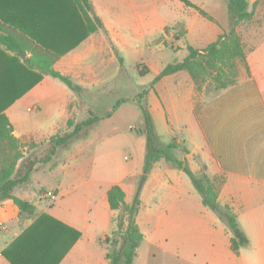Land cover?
<instances>
[{"label": "crops", "instance_id": "obj_1", "mask_svg": "<svg viewBox=\"0 0 264 264\" xmlns=\"http://www.w3.org/2000/svg\"><path fill=\"white\" fill-rule=\"evenodd\" d=\"M246 1L251 11L259 0ZM89 2V15L103 27L91 34L72 0H0V28H11L35 43L57 44L60 50L75 44L59 56L53 69L82 88L76 95L57 87L47 75L29 87L22 67L16 64L7 73L2 66L3 57L17 56L0 46V98L7 102H0L5 106L1 113L23 144L22 151L65 132L69 119L77 123L89 112H102L99 117L111 112L86 137L58 152L52 169L32 173L57 172L47 187L36 190L31 174L28 184L14 189L15 197L33 205L31 217L20 215L10 200L0 202V264H12L3 251L17 264H108L103 240L113 230L115 213L109 209L107 192L119 186L124 201L131 203L145 155L143 124L135 136L127 132L133 130L129 124L137 116L135 110L123 102L112 111L107 102L125 82L126 58L134 60L135 73L152 76L139 87L148 90L147 104L160 143L175 140L179 148L174 156L193 174H206L218 203L229 208L248 240L247 247L232 252L226 223L202 205L185 170L161 160L153 165L139 195L136 222L143 240L132 264H147L148 259L138 262L143 242L147 253L151 248L164 254V264H264V1L257 3L250 21L235 27L247 70L240 67L234 85L211 93L196 91L184 71L150 84L166 65L186 57L187 46L201 51L228 32L226 0L216 5L190 0L194 8L178 0ZM169 57L174 59L168 61ZM23 99L31 104L26 111L38 114L26 123L19 119ZM85 102L103 103L92 107ZM42 117L46 124L39 126ZM46 191L53 192L56 201L44 198ZM68 230L79 233L75 242Z\"/></svg>", "mask_w": 264, "mask_h": 264}, {"label": "trees", "instance_id": "obj_2", "mask_svg": "<svg viewBox=\"0 0 264 264\" xmlns=\"http://www.w3.org/2000/svg\"><path fill=\"white\" fill-rule=\"evenodd\" d=\"M72 1L78 7L88 33H94L103 28L102 23L97 17L89 15V13L91 14L89 0ZM178 1L187 8H194L190 0ZM259 1L254 3L252 10L249 11L246 0H226L229 22L228 32L219 36L215 42L209 44L201 51L187 46L186 57L180 62L166 65L152 80L150 87L162 77L180 71H184L189 75L198 92L202 91L203 88L205 92L208 90V87L212 88L211 92H219L234 85L238 80L240 67H244L247 70L246 54L241 39L235 31V27L241 22H247L252 19L253 9ZM199 12L210 19L204 12ZM0 30V46L5 51L17 56L9 60L3 57L4 60H1L2 66L5 67L7 73H11L13 66L17 64L18 67H22L21 69L27 73L29 87L38 83L42 75H47L59 80L76 95L82 93L80 86L74 84L67 76H63L53 69V65L59 59V56L66 53L75 44L71 46L66 44L65 49L60 50L56 48L57 44L32 42L11 28H0ZM21 53H25L28 56L21 58ZM18 57L22 59L21 65L18 63ZM10 62H12V67ZM18 72H20V69ZM147 92L148 90L143 88L142 92L133 98L134 103L140 111L143 124L142 130L145 136L144 162L135 195L131 203L127 204L124 201V192L119 186H112L107 192L109 209L115 213L112 219L113 230L103 240V245L107 248L106 259L108 264L133 263L136 250L143 240V235L136 222L140 210L139 195L153 165L161 160L170 163L177 170H185L194 189L201 197L202 205L213 211L230 229L232 233L230 249L237 254L240 249L247 247L248 240L241 232L236 217L227 206H221L218 203L217 190L203 171L198 175L193 174L185 162L178 160L174 156V151L179 148L175 140H172L168 144L160 143L148 108ZM0 102L7 103L1 101V98ZM122 103L123 101L113 105L112 111ZM4 107V105H0V202L10 200L17 207L20 215L31 217L35 211L33 205L15 197L13 195L14 189L28 184L30 175L33 172L43 171L46 168L52 169L55 165L53 159L60 150L67 149L74 142L86 137L94 124L103 118L109 117L111 112L102 117L94 116L89 112L86 119L77 123L73 119H69L66 123L65 132L56 133L49 139L41 142V145L46 146V154L43 157L22 161L23 144L12 135V126L6 116L1 113L5 109ZM35 146V144H29L28 148ZM182 152L186 153V150L182 149ZM68 232L72 234V242H75L79 238V233L69 230ZM108 247L111 249L108 250ZM2 255L12 264H17L8 251H3ZM38 261H41V258ZM22 264L36 263L34 260H25L22 261Z\"/></svg>", "mask_w": 264, "mask_h": 264}, {"label": "rangeland", "instance_id": "obj_3", "mask_svg": "<svg viewBox=\"0 0 264 264\" xmlns=\"http://www.w3.org/2000/svg\"><path fill=\"white\" fill-rule=\"evenodd\" d=\"M194 3L197 2V0H192ZM222 0H208V2L210 3V5H216L219 2H221ZM185 15V14H184ZM181 16V13H178V17ZM149 52H145V58L148 56ZM174 58L169 57L168 61L173 60ZM132 61L134 60H129L126 58L125 63H126V75H125V82H122L120 84V86L116 87V90H113L112 94L113 96L111 98H108V101L110 103V105H115L117 102L123 101L124 103H126L127 107H130L131 109H134L137 116L136 118H132L130 122V126L133 127V130L131 131H127L129 132L132 136H135L136 132L139 130L140 128V123H142V118L140 115V112L138 110V108L136 107L132 96L133 95H137L140 94L142 92V87H139L142 84L147 83V81H149V79H152V76H140L139 73H135V70L133 69L132 65ZM140 68H143L142 65L138 66ZM142 70V69H141ZM50 77V76H49ZM51 78V77H50ZM53 80V79H52ZM54 81L56 83H54L57 87L62 86V87H66L63 83H61L58 80ZM129 81V82H128ZM54 87V92L58 93V88ZM47 87H45L46 89ZM67 88V87H66ZM208 90L205 91V93H209L212 91L211 87L207 88ZM69 90V89H68ZM46 91H50L51 89H48ZM69 92V91H68ZM105 92V90L103 91ZM70 94L71 91L69 92ZM19 102H23V103H19V108H20V114H19V119H22V121L24 123L28 122L29 120L33 119L34 117L38 116L37 112L36 113H28L26 111L27 107H30L31 104L29 103H25L28 102L27 99H23L22 101ZM86 104L91 105L92 107L95 106L96 104L101 105L102 103L100 102H85ZM94 116L99 117L101 115L102 112H92ZM85 116V114H84ZM40 117V115H39ZM45 120L43 119V117L41 119H39V126H44ZM128 127V125H127ZM140 138V137H137ZM61 151V150H60ZM59 151V152H60ZM23 159L22 161L25 160H29V159H33V158H41L46 154V146L44 145H36L35 147H30L28 148L26 151H23ZM128 153H124V156H128ZM57 160H55V164H56ZM54 163V162H53ZM50 165V164H48ZM57 172L56 173H51V174H43V173H35L32 174L31 176V180L33 182L34 188L36 190L41 189V188H45L47 187V183H51L55 180L56 176H57ZM148 247V246H147ZM147 247H146V243H142L141 245V250L139 251V263H144L145 259L147 260V264H164L167 260L166 257L164 256V254L160 253V252H156V250L154 249L152 251L151 248H149L148 253H147ZM111 248L108 247V250H110Z\"/></svg>", "mask_w": 264, "mask_h": 264}, {"label": "built area", "instance_id": "obj_4", "mask_svg": "<svg viewBox=\"0 0 264 264\" xmlns=\"http://www.w3.org/2000/svg\"><path fill=\"white\" fill-rule=\"evenodd\" d=\"M43 197L47 198L50 202H54L57 199V196L51 191L44 192Z\"/></svg>", "mask_w": 264, "mask_h": 264}]
</instances>
